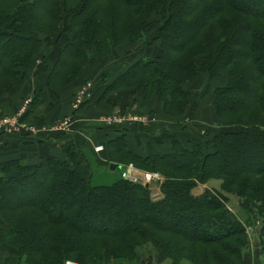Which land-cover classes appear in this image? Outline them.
Masks as SVG:
<instances>
[{"label":"trees","instance_id":"16d2710c","mask_svg":"<svg viewBox=\"0 0 264 264\" xmlns=\"http://www.w3.org/2000/svg\"><path fill=\"white\" fill-rule=\"evenodd\" d=\"M154 16L159 51L137 56L110 81L103 74L96 102L118 99L125 109L155 97L166 115L180 116L190 105L184 83L226 69L212 97L219 130L206 141L170 133L167 151L157 135L136 150L123 127L104 140L109 164L133 161L163 173L156 200L148 186L121 176L93 183L74 146H66L65 157L0 160V243L16 254V264H62L68 257L101 264L145 255L156 263L242 264L243 225L219 198L190 191L212 176L259 216L264 247V182L252 177L264 176V0H0V96L42 71L56 96L90 56L109 57L123 40L142 38ZM44 41L52 44L48 53L41 51ZM39 91L29 95L21 119ZM204 142L213 150L204 151Z\"/></svg>","mask_w":264,"mask_h":264},{"label":"crops","instance_id":"0c3cea01","mask_svg":"<svg viewBox=\"0 0 264 264\" xmlns=\"http://www.w3.org/2000/svg\"><path fill=\"white\" fill-rule=\"evenodd\" d=\"M157 51H159L158 44L156 48H152L151 52L154 54ZM144 54L145 52L139 55ZM104 57H100L98 55L90 56L89 60L85 64V67H83V69L80 70L77 75L70 77L66 82L55 89L56 96L51 94L48 90L45 71L37 74H29L28 77L24 79V83L15 86V88H11L2 94L0 96L1 113L15 111L22 105V98L31 95L35 89H41L42 96L33 106V110L27 116V119L32 120L31 122L34 123L35 130L30 132H17V134H3V136L0 137V160L4 161V159L7 158L19 157L22 161L31 163L39 159L40 156H45L47 154H55L57 157H65V148L67 145L91 148L95 143L102 142L105 139L116 135V126H127L128 128H132L129 130V132L126 131L128 142L129 139H132L130 136H134L136 142L139 139L147 140L150 137H154V135L160 136L162 139V143L160 145H164L162 148L166 151L170 146V133H175L180 141H186V139L189 137L200 138L198 134L186 136L184 134L185 128L183 126L185 121H193L196 125L198 123L204 122L200 115L195 113L193 116L188 112V108L183 114H180V116L166 115L164 110L161 109V104L155 100V97H152L151 103L138 106L139 109L142 110H145L148 107L151 109L156 107V110L158 111L160 107L161 111L158 113L159 115L156 114L157 112L155 110V113H153L154 115H152L153 119L151 116H149V120H132L130 118H126L121 122L115 121L112 123L110 120H107L106 118L109 115H112V113L120 109V107L123 105H121V100L117 101L118 99L114 101L116 102L115 104L111 105L105 102V99L99 101V103L96 102L98 92H95V89H97V86L99 85L97 82L99 78L97 76L101 73L102 68L98 67L96 69L97 71L93 73L88 64L92 59H94L98 66H104L106 64V59ZM136 58L134 57L132 60ZM125 67L126 66H124V68ZM124 68H121L115 72L110 77V79L108 78V80L110 81L114 75H116L121 70L123 71ZM87 76L92 77L90 79L86 78ZM188 82L190 81H187V83ZM224 82L225 81H223V83ZM187 83H184V86L187 87ZM84 84L88 86L89 95L84 98V100H87V102L78 109H74L71 104L73 95L75 94L74 92L81 86L83 87ZM125 101H128V99ZM189 103L191 104V101H189ZM137 104V102L132 103V108L137 107ZM208 108L211 109L210 113L212 111V114L214 115V117L209 118V123L216 124L217 116L215 115L213 105L211 108L210 106L206 107V109ZM198 112L199 109H197V113ZM65 115H69L71 118L73 117L71 123H69L67 128H56L55 124H57V121ZM96 125L97 127L95 128ZM162 127H164V129ZM166 128H169L170 130ZM157 131L165 133L167 131L168 132L161 136V132L156 133ZM131 145L135 146L136 150H140L141 148L138 144L133 143ZM109 168L114 171L115 166H109ZM8 248L9 247H6L5 244L0 243V257L2 258L5 255L6 261L5 262L3 259L1 264H16L18 261L17 256Z\"/></svg>","mask_w":264,"mask_h":264},{"label":"rangeland","instance_id":"374dc122","mask_svg":"<svg viewBox=\"0 0 264 264\" xmlns=\"http://www.w3.org/2000/svg\"><path fill=\"white\" fill-rule=\"evenodd\" d=\"M149 26L146 27L145 31L142 34V38L136 39L135 40H123L122 43L117 44L116 46V53H114L113 55H109V57H104L106 59L105 61V65H97V62H95L94 59L91 60V62L88 64L89 68L92 70V72H96L98 67L102 68L101 73L97 76L99 78V80H97L98 85L97 89H95V92L97 91L99 94V91L102 87V79L101 76L104 74L105 78H109L118 70H120L121 68L123 69L124 66H127L128 63L135 57H137V55L139 56V54L144 53L146 55H151L152 52V48H156L159 40L155 38V32L160 24L159 21V16H154L150 19ZM50 42H53L55 39L54 37H50ZM49 46L52 47V44L47 45V43L44 41L41 44V51H49ZM147 49V50H146ZM48 51L46 53H48ZM199 58V56H198ZM109 62V63H108ZM91 72V73H92ZM30 74H32L31 72H29ZM204 72L199 73L198 77H196L195 79H193V81L190 82H185L187 83V87H189V89H191L190 91V101L191 104L188 106V112L190 114H192L193 116L195 115V113L197 115H200L202 117V119L204 120V122L198 123L197 125L193 122V121H185L184 123V128H185V132L184 134L186 136H189L191 134L195 135L198 134L200 136V138L203 141L208 140L213 133H215L216 131L219 130V126L217 127V123L216 124H210L209 123V118L210 117H214V115L212 114V111L210 113L211 109H206L207 106H212L213 102H212V97H213V90L215 89L216 86H220V84L223 83V81H225L226 77L228 76L226 69H221L220 70V75H217L216 77H209L208 74H202ZM201 74V75H200ZM92 76H87L86 78H90L91 79ZM225 78V79H223ZM101 81V82H100ZM77 91V90H76ZM75 91V92H76ZM40 92V91H39ZM74 92V93H75ZM41 93V92H40ZM32 94V93H31ZM76 94V93H75ZM74 94V95H75ZM73 95V96H74ZM28 97V96H26ZM26 97H23L24 99ZM22 98V102L23 99ZM199 106V108H198ZM149 108V107H148ZM146 108L145 110L139 109L138 106L132 108V106L128 107V108H121L116 110L114 113H112V115H109L111 119V123L115 122V120L112 118V116L114 115H126L129 113H137V115H141V114H145L147 116V120L150 119L149 116L154 115L153 113H155L156 107L153 109L151 108ZM136 109V110H135ZM197 109H199V112L197 113ZM18 110V109H16ZM16 110L14 111V113L16 112ZM132 110V111H131ZM147 110V111H146ZM161 111L160 107H159V111L156 110V114H158ZM1 113V112H0ZM5 113V112H4ZM12 113V112H10ZM159 115V114H158ZM108 116V117H109ZM73 118V117H72ZM71 118V120H72ZM129 118V117H126ZM24 121H28V123H30L32 120L29 119H24L22 118ZM62 119V118H61ZM60 119V120H61ZM132 119V118H130ZM153 119V118H152ZM132 120H137V119H132ZM60 121H57V124ZM121 122V121H120ZM184 122V121H183ZM56 124V127H57ZM167 124V123H165ZM122 125V124H121ZM167 126V125H166ZM97 127V125L95 126V128ZM117 128L119 127H123L125 132L128 131L130 129H132L131 127L128 128L127 126H116ZM196 127V128H195ZM114 128V127H112ZM164 129V127H162ZM224 128H231L233 129V125H228V126H224ZM168 130H170L169 128H166ZM235 129V128H234ZM161 130V129H160ZM163 131V130H162ZM135 132V131H134ZM161 132V131H159ZM158 131L156 133H159ZM168 132V131H167ZM166 132V133H167ZM165 132H161V136L166 134ZM2 137V136H0ZM129 142L131 144H137L140 142V140L143 139H137L138 141L136 142L134 136H130ZM99 143H104V141L99 142ZM97 143V144H99ZM206 143V142H204ZM96 144V143H95ZM94 144V145H95ZM94 145L93 147H75L77 149H79V153L82 156V158L84 159V161L89 163V170L91 171V174L93 175L91 177V181L93 183H110L111 181L113 182L114 179H116L117 177L121 176L126 178L127 180H131L137 183H140V185H145L148 186V190H149V195L151 196L152 199L156 200L159 199L163 196V192L161 191V183L164 179L163 173L155 170L153 171L152 169H148V168H144V167H139V165L133 163V161H128L127 163L125 162H118L114 168V171H112V169L109 168L110 166V161L107 159V157L105 156V151L103 149H101L99 152L95 151L94 149ZM164 146V145H163ZM203 150L206 151L207 153L209 151L213 150V147L211 144L206 143V145L203 146ZM244 160V159H243ZM244 162H247L244 160ZM251 162H255V160H251ZM128 169V168H132L130 169V172L135 173L136 174V178H130V177H126L125 175L122 174V171L124 169ZM149 173V174H147ZM252 177L257 180V181H263L264 182V176L262 175H252ZM192 194H195V196L203 193V192H207L210 195L212 194L213 196L217 197L220 199L221 203L223 204V207L227 209V211L232 212V214L237 218V221L239 222V224L243 225L247 240L245 241V243L243 244V246L241 247V251H242V260L243 263L242 264H264V247H262L263 243H261V239L262 237H258L259 236V229L260 226H262V223H260V218L259 216L249 210H246L244 207H242L240 205V200L242 199V196L237 195L236 192L232 191V190H228L226 188H223V183H222V178L221 177H210L207 178L205 180H197L195 185L193 187H191L190 189ZM260 238V239H259ZM70 259H72L74 261L75 264H78V261L75 260L72 257H68ZM66 258V259H68ZM4 259L5 261V255L1 258L0 257V264L3 262L2 260ZM65 259V260H66ZM184 262V264H191L187 259L186 260H182ZM6 262V261H5ZM4 262V263H5ZM101 264H170V258H165L163 260H161L159 263H156V261L153 258H147V255H145L144 258L140 259H127L125 257H113L110 258L109 260H106L104 263H102V261L100 262ZM62 264H64V260L62 262Z\"/></svg>","mask_w":264,"mask_h":264},{"label":"built area","instance_id":"2783aa9c","mask_svg":"<svg viewBox=\"0 0 264 264\" xmlns=\"http://www.w3.org/2000/svg\"><path fill=\"white\" fill-rule=\"evenodd\" d=\"M76 94L73 96L71 104L72 107H74V109H78L79 106L81 105V103L84 101V98L89 95L88 92V86L86 84L83 85V87L81 86L80 88L77 89V91L75 92ZM30 100V96L26 97L23 102L22 105L17 108L18 110H16V112L14 113V111L12 113L10 112H2V114L0 113V136H3V134L5 133H16L17 132H24V131H34L35 130V126L34 123L30 122L28 123V121H24L23 119H21V116L23 114V112L26 110V106L28 105ZM126 117L132 118V119H141V120H147V116L145 114H139L137 115V113H129L126 115H114L112 116V118L117 121H123L126 119ZM109 117H107V120H111L109 119ZM60 122L57 124V127H63V128H67L69 123H71V117L69 115H65L64 117H62L61 120H59ZM56 126V124H55ZM56 127V128H57ZM94 150L95 151H100L101 149H103V143H99V144H95L94 145ZM130 169L132 168H128V169H124L122 171V174L125 175L127 178H136V174L130 172ZM149 174V173H147ZM64 264H75L74 261L70 258L64 260Z\"/></svg>","mask_w":264,"mask_h":264},{"label":"water","instance_id":"95a60500","mask_svg":"<svg viewBox=\"0 0 264 264\" xmlns=\"http://www.w3.org/2000/svg\"><path fill=\"white\" fill-rule=\"evenodd\" d=\"M110 166H111V167H114V164L111 163Z\"/></svg>","mask_w":264,"mask_h":264}]
</instances>
